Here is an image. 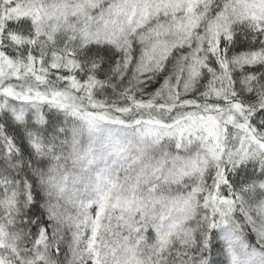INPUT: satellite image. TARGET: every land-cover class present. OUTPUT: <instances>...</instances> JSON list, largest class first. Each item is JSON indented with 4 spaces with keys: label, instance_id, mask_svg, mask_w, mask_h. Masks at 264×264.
Listing matches in <instances>:
<instances>
[{
    "label": "snow or ice",
    "instance_id": "6c2138e0",
    "mask_svg": "<svg viewBox=\"0 0 264 264\" xmlns=\"http://www.w3.org/2000/svg\"><path fill=\"white\" fill-rule=\"evenodd\" d=\"M0 264H264V0H0Z\"/></svg>",
    "mask_w": 264,
    "mask_h": 264
}]
</instances>
